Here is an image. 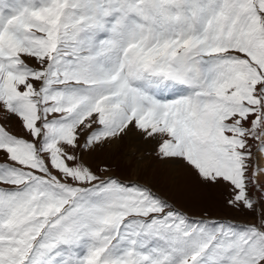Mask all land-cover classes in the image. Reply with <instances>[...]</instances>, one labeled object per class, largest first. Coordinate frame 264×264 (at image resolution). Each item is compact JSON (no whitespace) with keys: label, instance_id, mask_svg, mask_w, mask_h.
Wrapping results in <instances>:
<instances>
[{"label":"snow or ice","instance_id":"obj_1","mask_svg":"<svg viewBox=\"0 0 264 264\" xmlns=\"http://www.w3.org/2000/svg\"><path fill=\"white\" fill-rule=\"evenodd\" d=\"M129 137L257 212L264 0H0V264H264V214L114 175Z\"/></svg>","mask_w":264,"mask_h":264},{"label":"rangeland","instance_id":"obj_2","mask_svg":"<svg viewBox=\"0 0 264 264\" xmlns=\"http://www.w3.org/2000/svg\"><path fill=\"white\" fill-rule=\"evenodd\" d=\"M133 140V141H132ZM136 145V146H135ZM152 145L139 141L137 138H125L115 145L112 152L113 174L121 180H138L141 183L151 181V186L161 195L169 199L178 209L187 213L193 219L204 217L211 220L223 219L235 222L238 226L255 223L264 214V203L257 205V212H236L224 205L226 193L221 188H204L195 174L180 173L181 180L171 186V174L154 156L149 155ZM108 156H100L103 161ZM141 157L143 159L141 160ZM259 196V193H257ZM205 210L207 216H204Z\"/></svg>","mask_w":264,"mask_h":264},{"label":"bare ground","instance_id":"obj_3","mask_svg":"<svg viewBox=\"0 0 264 264\" xmlns=\"http://www.w3.org/2000/svg\"><path fill=\"white\" fill-rule=\"evenodd\" d=\"M129 139V138H128ZM132 139H136V137H132ZM133 141V140H132ZM136 146V145H135Z\"/></svg>","mask_w":264,"mask_h":264}]
</instances>
